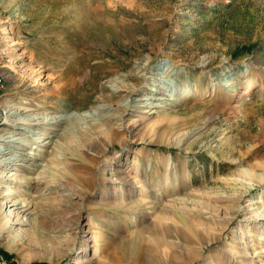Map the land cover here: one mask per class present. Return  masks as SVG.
Instances as JSON below:
<instances>
[{
    "label": "rangeland",
    "instance_id": "374dc122",
    "mask_svg": "<svg viewBox=\"0 0 264 264\" xmlns=\"http://www.w3.org/2000/svg\"><path fill=\"white\" fill-rule=\"evenodd\" d=\"M0 71V264H264V0H0Z\"/></svg>",
    "mask_w": 264,
    "mask_h": 264
},
{
    "label": "bare ground",
    "instance_id": "6f19581e",
    "mask_svg": "<svg viewBox=\"0 0 264 264\" xmlns=\"http://www.w3.org/2000/svg\"><path fill=\"white\" fill-rule=\"evenodd\" d=\"M10 33V32H9ZM8 37V36H7ZM188 88V87H187ZM185 90H187V89H185ZM187 93H188V91H187ZM51 122V121H50ZM34 124H39L38 122L37 123H34ZM33 126H35V125H33ZM89 138V137H88ZM93 138V137H92ZM99 138V137H98ZM95 140V139H94ZM89 141V140H88ZM99 142V141H98ZM88 145V144H87ZM101 145V144H100ZM91 146H92V148H93V150L94 151H97V147H96V144L94 143V141L91 143ZM105 146V145H104ZM90 147V146H89ZM102 147V146H101ZM37 151H40V149L38 148V149H36ZM35 151V150H34ZM88 152V151H87ZM87 152H86V154H87ZM101 152V151H100ZM89 153H90V151H89ZM88 153V154H89ZM28 154H30V153H28ZM34 155V154H33ZM93 155V154H92ZM95 156H96V154H95ZM115 172H118V171H115ZM120 172V171H119ZM53 177V176H52ZM122 178V177H121ZM125 179H127V177H124ZM119 179V178H118ZM30 183V182H29ZM128 183V182H127ZM130 185V184H129ZM48 186V185H47ZM46 186V187H47ZM50 186V185H49ZM54 186V185H53ZM146 188V187H145ZM39 189V188H38ZM47 189H48V187H47ZM35 190H37V189H35ZM167 202H168V200H167ZM154 204H156L157 205V203H154ZM165 206V204H163L162 206H158V208L156 207V210H155V212H154V229L155 230H161V231H165V228L163 227L164 225H169V217H168V213L170 212H168V210L166 209V208H163ZM154 207H155V205H154ZM169 208V207H168ZM172 208V207H171ZM170 210V209H169ZM170 218H172V217H170ZM173 224V223H172ZM158 233H156V235H157ZM249 236V235H248ZM186 238V237H185ZM240 242H241V240H240ZM239 242V243H240ZM241 243H243V246H240V247H235L236 249H235V251H231L230 253L232 254V255H234L235 257H239L240 258V263L241 264H254V262H252L251 260H249V261H247V260H244L243 258H248L249 256H248V254H247V251L244 249L245 248V243L244 242H241ZM192 238H186V239H182V246H183V249H185V248H190V250H191V246H192ZM182 246H181V248H180V253H182ZM237 246H239V245H237ZM167 251V250H166ZM163 252V251H162ZM191 253L192 254H190L191 255V257L189 256V261L190 262H192L194 259H197V258H199V256H200V254H196V253H194V251H192L191 250ZM165 255H166V253H165ZM168 255V254H167ZM182 255V254H181ZM161 256V255H160ZM170 256V255H169ZM181 257H178V256H176V255H172L170 258H168V259H165V262L166 263H169V264H174V261L175 260H178V259H180ZM242 258V259H241ZM181 260V259H180ZM229 262V261H228ZM224 264V263H223Z\"/></svg>",
    "mask_w": 264,
    "mask_h": 264
},
{
    "label": "built area",
    "instance_id": "2783aa9c",
    "mask_svg": "<svg viewBox=\"0 0 264 264\" xmlns=\"http://www.w3.org/2000/svg\"><path fill=\"white\" fill-rule=\"evenodd\" d=\"M4 82H5V76H4V74L0 71V91H1V89L3 88Z\"/></svg>",
    "mask_w": 264,
    "mask_h": 264
},
{
    "label": "trees",
    "instance_id": "16d2710c",
    "mask_svg": "<svg viewBox=\"0 0 264 264\" xmlns=\"http://www.w3.org/2000/svg\"><path fill=\"white\" fill-rule=\"evenodd\" d=\"M0 256L6 261H9V256L6 252L0 250Z\"/></svg>",
    "mask_w": 264,
    "mask_h": 264
}]
</instances>
